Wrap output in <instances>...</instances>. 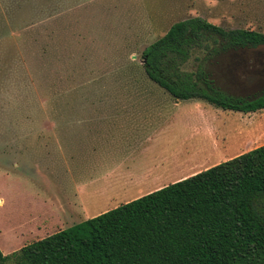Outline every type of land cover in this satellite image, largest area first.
<instances>
[{"label": "rangeland", "instance_id": "obj_1", "mask_svg": "<svg viewBox=\"0 0 264 264\" xmlns=\"http://www.w3.org/2000/svg\"><path fill=\"white\" fill-rule=\"evenodd\" d=\"M194 17L225 30L264 34V0H0L4 256L68 228L59 220L56 198L70 202L81 220L114 206L112 193L96 190L105 185L89 186L88 174L77 166H71V176L56 172L73 149L79 154L90 144L94 123H79L97 115L94 107H117L131 99L122 97L129 92H159L164 96L154 99L162 117L154 116L152 124L163 121L172 98L145 75L142 53L172 24ZM180 70L208 74L217 92L253 100L264 89V46L226 54L196 48ZM157 110H150L151 116L160 115ZM175 114L176 122L156 136L146 160L163 178L194 162L220 164L264 145V110L244 114L183 101ZM108 158L92 174L110 170L116 160Z\"/></svg>", "mask_w": 264, "mask_h": 264}, {"label": "trees", "instance_id": "obj_2", "mask_svg": "<svg viewBox=\"0 0 264 264\" xmlns=\"http://www.w3.org/2000/svg\"><path fill=\"white\" fill-rule=\"evenodd\" d=\"M222 1V0H210ZM208 42L219 47L210 49ZM264 34L225 30L200 17L172 24L143 51L145 75L178 101L239 113L264 110L180 70L193 49L243 52ZM204 81L207 88L198 82ZM264 264V145L94 218L36 240L0 264Z\"/></svg>", "mask_w": 264, "mask_h": 264}, {"label": "crops", "instance_id": "obj_3", "mask_svg": "<svg viewBox=\"0 0 264 264\" xmlns=\"http://www.w3.org/2000/svg\"><path fill=\"white\" fill-rule=\"evenodd\" d=\"M157 94L164 96L159 92H129L122 97L131 99L121 101L116 105L117 107H94V110L98 111L96 112L97 115L79 123V125L90 122L94 123L89 130L87 129L89 134L92 135L89 137L90 144L82 148L83 150L79 154L73 149L72 153L69 156L67 155V165L59 171L57 170L56 173L58 175L65 176L67 174V176H71L73 171L71 166L75 165L79 168V173L88 174L87 182H89V186L104 184L105 186L96 188V190L101 194L112 193L110 200L113 201L114 206L107 208V210H111L217 165V163H208L206 160L198 164L194 162L188 168L171 175V179H167L163 178L153 168L151 162L147 163V157L151 153L150 148L158 141L156 136L174 125L176 122L175 113L180 103L183 102L170 99V103H167L169 105L167 107V116H163V121L161 120L159 124H152L154 116L162 117L160 109L163 108L154 99ZM149 99H153V101ZM189 101L197 100L185 102ZM153 108L154 110L158 109L157 112L160 115L153 112L151 116L152 111L150 110ZM163 154L165 155L164 152ZM237 155L231 156L228 160ZM106 158H108L107 160H116L109 168L110 170L107 169L106 173L104 172L100 175L92 174L95 167ZM69 161H72L71 165ZM185 163L187 165V159ZM162 164V160H160L159 165ZM54 167L59 169L58 165ZM56 200L60 212L59 220L64 222L62 223L63 226L69 228L84 221L80 219L78 212L73 210L70 202L63 198H56Z\"/></svg>", "mask_w": 264, "mask_h": 264}, {"label": "flooded vegetation", "instance_id": "obj_4", "mask_svg": "<svg viewBox=\"0 0 264 264\" xmlns=\"http://www.w3.org/2000/svg\"><path fill=\"white\" fill-rule=\"evenodd\" d=\"M227 53H232V52H227ZM224 54H226V53H224ZM188 74H190V73H188ZM193 76H196V75H198V73L196 74V75H194L193 73H191ZM204 77H205V80H207V82H209L211 85H212V87L215 89V87H214V83H213V78H211V77H209L208 76V74H205L204 75ZM203 88H207V86H206V84L204 83V81L203 80H201L200 82H198ZM215 90H217V89H215ZM264 90V89H263ZM221 93V92H220ZM222 94H224L225 95V93H222ZM227 96V95H226ZM231 97V96H230Z\"/></svg>", "mask_w": 264, "mask_h": 264}]
</instances>
